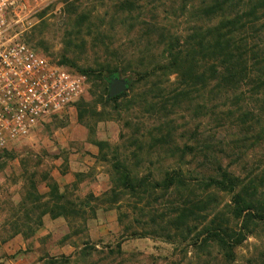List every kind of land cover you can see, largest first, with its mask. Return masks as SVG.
Instances as JSON below:
<instances>
[{
    "label": "rangeland",
    "instance_id": "1",
    "mask_svg": "<svg viewBox=\"0 0 264 264\" xmlns=\"http://www.w3.org/2000/svg\"><path fill=\"white\" fill-rule=\"evenodd\" d=\"M214 2L46 0L14 25L52 63L65 58L94 73L68 108L0 148V264H264V225L231 260L213 242L194 244L211 220L233 225L230 197L200 189L197 179L219 165L264 184V140L255 136L264 119L238 123L243 112H264L261 100L249 98V85L217 92L211 81L199 98V85L184 88L176 74L147 81L138 74L164 61L170 37L210 39L224 22L205 14ZM245 3L229 1L232 13ZM254 43L264 51V36ZM114 69L129 85L107 103L97 75ZM198 136L209 155L203 167L199 154L183 157L175 148L197 144ZM118 166L144 185L176 170L193 186L133 192L121 186ZM184 210L189 217L178 221Z\"/></svg>",
    "mask_w": 264,
    "mask_h": 264
},
{
    "label": "trees",
    "instance_id": "2",
    "mask_svg": "<svg viewBox=\"0 0 264 264\" xmlns=\"http://www.w3.org/2000/svg\"><path fill=\"white\" fill-rule=\"evenodd\" d=\"M224 1L220 4L219 0H215L213 6L204 11L206 15L220 16L224 21L211 28L213 35L210 39L198 32L191 35L193 37L190 36L188 41L184 40L183 42H180V37H170L162 49V54H166L162 56L164 61L152 65L142 75L138 73L140 74L139 79L147 81L153 77H169L176 74L183 79L184 88L193 84L199 85L197 90L200 94L199 98H203L205 89L211 81L214 82L217 92L236 91L249 85L253 88L248 93L249 98L256 96L255 98L258 99L255 100H261L264 105V56L259 54L264 51L260 50L257 43H254L260 36H264V24L260 22L264 18V0H246L245 5L241 9H237L235 13L232 11L236 9L229 5L231 0ZM228 8L231 10L226 11ZM197 36L201 38L193 43V39ZM250 43H253L254 46ZM58 64L85 75L88 81L94 73L91 71L92 69H79L65 58ZM117 74V69L108 71L105 75L99 73L97 88L107 93L109 78L117 76ZM187 92L182 89V96L184 97L185 93L186 97ZM124 96L125 93H122L105 102L115 103ZM247 103L249 104V102ZM256 111H258V115H254L253 111L243 112L238 117V123L247 125L261 123V120L264 119L262 117L264 112ZM249 128L253 131L252 127ZM255 134L256 138L264 140V130L255 132ZM199 137L193 141L197 143L195 145L184 143L175 148L183 157L187 154L194 156L195 152L199 154V158L204 162L201 164L203 167L208 165L209 155L204 150L207 147L200 145ZM117 170L121 186L133 192H137L141 187H150L154 191L158 188L168 192L177 186L186 188L193 186L187 181L190 179H187L181 171H166L160 181L154 180L152 183L144 185L143 179L136 178L134 180L131 178L124 166H118ZM197 180L198 184L195 186H200V189L202 186L204 190L222 192L230 197L227 207L233 225L229 221L225 223V220L220 222H215V219L211 220L199 231L194 244L213 242L222 252L223 257L231 260L234 250L247 237L252 236L257 227L264 225V184L260 183L258 178L256 181L254 179L244 181L229 168L219 165L215 170L213 169L210 175L202 176ZM52 190L55 191V188ZM189 213L191 212L187 210L181 211L178 221L187 219Z\"/></svg>",
    "mask_w": 264,
    "mask_h": 264
},
{
    "label": "built area",
    "instance_id": "3",
    "mask_svg": "<svg viewBox=\"0 0 264 264\" xmlns=\"http://www.w3.org/2000/svg\"><path fill=\"white\" fill-rule=\"evenodd\" d=\"M46 0H0V148L73 104L87 78L23 42L14 25Z\"/></svg>",
    "mask_w": 264,
    "mask_h": 264
},
{
    "label": "water",
    "instance_id": "4",
    "mask_svg": "<svg viewBox=\"0 0 264 264\" xmlns=\"http://www.w3.org/2000/svg\"><path fill=\"white\" fill-rule=\"evenodd\" d=\"M129 81L127 79H121L118 76H111L108 81V94L106 99H112L122 93H125L128 89Z\"/></svg>",
    "mask_w": 264,
    "mask_h": 264
}]
</instances>
